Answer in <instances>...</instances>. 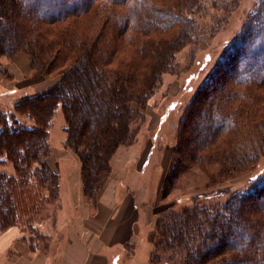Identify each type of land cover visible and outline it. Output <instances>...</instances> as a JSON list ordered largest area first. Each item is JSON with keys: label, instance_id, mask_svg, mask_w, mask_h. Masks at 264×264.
Returning <instances> with one entry per match:
<instances>
[{"label": "trees", "instance_id": "obj_1", "mask_svg": "<svg viewBox=\"0 0 264 264\" xmlns=\"http://www.w3.org/2000/svg\"><path fill=\"white\" fill-rule=\"evenodd\" d=\"M187 1L0 0V56L24 51L32 69L59 75L47 90L0 111V166L11 167L0 170V232L18 224L33 247L45 240L42 215L58 208L59 176L46 157L59 105L65 143L80 159L83 192L96 201L111 154L133 142L131 123L187 38L186 31L164 36L186 24ZM202 109L205 120L192 123ZM258 120L264 124V0L185 108L163 188L185 162L215 156L220 175L236 168L222 164L225 155L236 165L253 163L264 149V133H250ZM246 137L250 147L236 153ZM211 211L164 210L153 224L152 260L168 253L183 256L184 264H264V176Z\"/></svg>", "mask_w": 264, "mask_h": 264}, {"label": "crops", "instance_id": "obj_2", "mask_svg": "<svg viewBox=\"0 0 264 264\" xmlns=\"http://www.w3.org/2000/svg\"><path fill=\"white\" fill-rule=\"evenodd\" d=\"M56 81L36 74L24 51L0 56V109L10 104L12 109L16 100L43 92ZM65 138L64 131L54 145L49 132L46 161L58 173L59 192L55 219L39 225L45 240L33 247L26 230L8 226L0 232V264H157L149 237L156 212L149 208L154 198L149 199L146 167L154 153L152 142L120 144L92 202L83 192L80 159Z\"/></svg>", "mask_w": 264, "mask_h": 264}, {"label": "rangeland", "instance_id": "obj_3", "mask_svg": "<svg viewBox=\"0 0 264 264\" xmlns=\"http://www.w3.org/2000/svg\"><path fill=\"white\" fill-rule=\"evenodd\" d=\"M262 1H187L186 9H183L186 18H182L186 24L177 25L164 35L166 37L173 32L182 31L188 33L184 44L172 52L168 68L160 74L158 84L147 98L144 107L139 109L140 116L131 123L129 131L132 141H146L149 138L154 145L152 160L146 165L151 181L149 199L154 198L149 208L156 212L152 224L156 217L164 213V210L180 212L185 207L195 205L209 208V211L213 212L211 210L221 207L233 193L250 189L254 179L264 176V149H262L253 163L244 162L236 165L232 162L231 156L225 155L226 159H222V164L230 168L235 166L237 169H228L221 175L218 174L221 163L215 160L217 158L215 156L210 162L204 161L202 164L182 163L178 177L172 178L166 189L163 188L173 164V149L177 144L178 126L185 108L202 87L203 82L211 76L228 46L237 38L244 21ZM43 76L57 80L59 78L57 73ZM8 109H11V104L7 108L3 106L0 110ZM197 113L199 119L198 116L194 117L192 123L194 121L199 123L201 118L205 120L204 109ZM64 125L65 120L59 105L49 129L51 142L54 145V142L64 135ZM243 129L241 130L245 131V128ZM254 129L258 138L263 136L262 121L258 120L256 126L252 130L249 128L248 132L251 130L250 133H254ZM249 142L247 137L240 139L234 147L235 152L240 154L239 152L246 151L250 147ZM0 170L10 172L11 167L0 166ZM56 211L57 206L51 205L42 215V220L48 218L47 221L50 223L55 219ZM152 234L153 229L150 231V238ZM153 261L157 264H184L183 256L168 253H165L159 262Z\"/></svg>", "mask_w": 264, "mask_h": 264}]
</instances>
